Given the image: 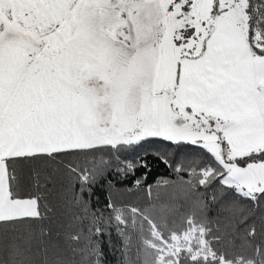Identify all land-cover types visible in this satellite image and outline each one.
Wrapping results in <instances>:
<instances>
[{"label":"snow or ice","instance_id":"1","mask_svg":"<svg viewBox=\"0 0 264 264\" xmlns=\"http://www.w3.org/2000/svg\"><path fill=\"white\" fill-rule=\"evenodd\" d=\"M0 264H264V0H0Z\"/></svg>","mask_w":264,"mask_h":264},{"label":"trees","instance_id":"2","mask_svg":"<svg viewBox=\"0 0 264 264\" xmlns=\"http://www.w3.org/2000/svg\"><path fill=\"white\" fill-rule=\"evenodd\" d=\"M137 176H141L142 172H137ZM161 178L165 179H175L172 175L170 169H167L163 164H156L153 162L151 171L147 176V184L155 185V182ZM115 183V181H114ZM132 187V178L130 177L127 181L116 184V188L120 191H115L112 193L113 197L118 201H123L125 203H133L137 204L141 207L149 206V201L142 190H136L134 193L130 194L125 189ZM146 187V185H145ZM163 191V190H162ZM170 191V190H168ZM97 195L100 196L101 200H103L104 196L108 195L107 189L105 185L99 186L97 190Z\"/></svg>","mask_w":264,"mask_h":264}]
</instances>
